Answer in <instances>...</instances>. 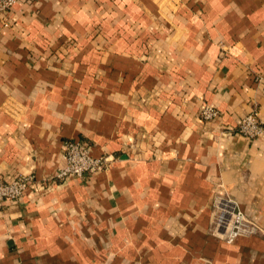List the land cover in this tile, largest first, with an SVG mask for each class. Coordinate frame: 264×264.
<instances>
[{
	"label": "crops",
	"instance_id": "obj_1",
	"mask_svg": "<svg viewBox=\"0 0 264 264\" xmlns=\"http://www.w3.org/2000/svg\"><path fill=\"white\" fill-rule=\"evenodd\" d=\"M0 21V264H264V0H19ZM208 102L220 110L202 118ZM69 140L102 171L63 180ZM257 226L228 242L215 199Z\"/></svg>",
	"mask_w": 264,
	"mask_h": 264
},
{
	"label": "built area",
	"instance_id": "obj_2",
	"mask_svg": "<svg viewBox=\"0 0 264 264\" xmlns=\"http://www.w3.org/2000/svg\"><path fill=\"white\" fill-rule=\"evenodd\" d=\"M19 0H0V21L9 24L7 13ZM202 118L212 120L220 115V110L205 102L200 108ZM236 130L248 138H256L264 133V118L258 109L242 116ZM65 163L55 176L63 180L81 177L87 172H97L111 167L116 157L112 153L92 154L90 147L80 140H69L63 151ZM37 184L35 175L18 174L6 180L0 177V206L7 200H19L30 186ZM219 209L215 229L223 234L227 241H233L240 234L255 233L257 226L229 197L221 196L215 202Z\"/></svg>",
	"mask_w": 264,
	"mask_h": 264
},
{
	"label": "rangeland",
	"instance_id": "obj_3",
	"mask_svg": "<svg viewBox=\"0 0 264 264\" xmlns=\"http://www.w3.org/2000/svg\"><path fill=\"white\" fill-rule=\"evenodd\" d=\"M219 197H221V196H219ZM219 197H217L216 199H215V202H216V200L219 198ZM251 234V233H250ZM229 242V241H228ZM232 242V241H231Z\"/></svg>",
	"mask_w": 264,
	"mask_h": 264
}]
</instances>
